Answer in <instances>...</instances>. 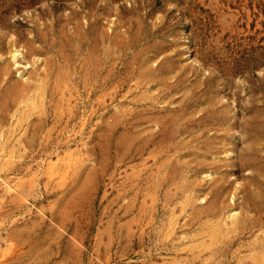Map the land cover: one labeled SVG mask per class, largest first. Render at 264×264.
I'll list each match as a JSON object with an SVG mask.
<instances>
[{
  "label": "rangeland",
  "instance_id": "obj_1",
  "mask_svg": "<svg viewBox=\"0 0 264 264\" xmlns=\"http://www.w3.org/2000/svg\"><path fill=\"white\" fill-rule=\"evenodd\" d=\"M261 241L264 0H0V264H244Z\"/></svg>",
  "mask_w": 264,
  "mask_h": 264
},
{
  "label": "bare ground",
  "instance_id": "obj_2",
  "mask_svg": "<svg viewBox=\"0 0 264 264\" xmlns=\"http://www.w3.org/2000/svg\"><path fill=\"white\" fill-rule=\"evenodd\" d=\"M40 104H43L42 100ZM230 215H232L231 223L225 222L226 226L221 228L220 226L217 225L215 229L213 228L214 230H212L210 235V240L208 241L209 245H213L218 243L219 241H222L223 238L225 237V234L243 230L244 221H245L244 217H242L241 214H239L238 212L231 213ZM259 247L260 248L258 250L254 249V253L249 254L250 262L249 263L244 262V264H264V241L259 242ZM241 261H244V259H242Z\"/></svg>",
  "mask_w": 264,
  "mask_h": 264
}]
</instances>
